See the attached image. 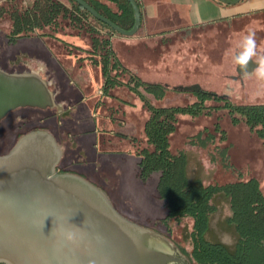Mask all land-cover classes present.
Here are the masks:
<instances>
[{
    "label": "trees",
    "instance_id": "1",
    "mask_svg": "<svg viewBox=\"0 0 264 264\" xmlns=\"http://www.w3.org/2000/svg\"><path fill=\"white\" fill-rule=\"evenodd\" d=\"M84 1L121 28L129 30L133 26L134 14L128 0ZM136 1L139 4V0ZM0 18L11 22L13 34L58 32L68 28L71 34L87 35L91 42L90 53L98 55L100 52L102 56L100 61L94 60L95 57L92 59L101 68L106 95L112 94L115 87H122L140 98L148 118L144 123L143 138L133 140L136 173L142 180L156 178V196L164 203L162 219L168 231L169 220L176 223L186 218L191 220V249H182L190 264H264V188L256 177L244 174L232 163L227 131L216 122L212 127H204L187 136L176 151L170 149V137L177 129L180 115L208 116L219 109H226L231 123L243 124L264 148V101L237 103L228 95L201 88L182 91L143 80L126 67L116 54V48L112 47V38L123 36L95 19L74 0H0ZM170 91L188 92L193 101L185 105L156 103ZM121 95L119 99L126 102L124 93ZM94 121L90 122L91 128L96 126ZM185 145L201 150L216 167L210 183H188ZM226 175L231 179L222 180ZM218 192L225 193L230 199L231 216L228 220L234 223L238 234L234 252L205 239L209 216L215 209L212 198Z\"/></svg>",
    "mask_w": 264,
    "mask_h": 264
},
{
    "label": "water",
    "instance_id": "2",
    "mask_svg": "<svg viewBox=\"0 0 264 264\" xmlns=\"http://www.w3.org/2000/svg\"><path fill=\"white\" fill-rule=\"evenodd\" d=\"M74 1L123 37L135 36L141 26L136 0H128L134 14L129 30L84 0ZM256 66L250 61L248 73ZM175 88L198 91L200 86ZM52 105L43 80L0 71V118L18 107ZM62 157V147L46 130L26 133L0 154V263L187 264L164 236L122 216L102 189L79 175L58 173ZM68 233L73 240H67Z\"/></svg>",
    "mask_w": 264,
    "mask_h": 264
},
{
    "label": "rangeland",
    "instance_id": "3",
    "mask_svg": "<svg viewBox=\"0 0 264 264\" xmlns=\"http://www.w3.org/2000/svg\"><path fill=\"white\" fill-rule=\"evenodd\" d=\"M250 22L252 20L239 25L230 23L227 25L203 26L190 30L185 29L168 35L164 40L160 39L152 42L154 44L140 43L138 46H132L128 49L119 46L117 50L124 63L134 61L139 66H142L144 62L150 59L157 62L162 61L163 65L161 66L162 68L166 67V70L162 69L163 71L159 72V75L162 76L167 73L168 77L166 79L170 81V84H168L170 88L174 86L200 85L204 90L213 91L220 95L226 94L237 103L260 102L264 101V94H262L264 91L261 92L253 88H250L248 91L241 90L237 83L240 78H238V73L236 72V65L233 63L231 55L226 57L227 52L232 54L233 47L241 36L249 31L255 32L258 48L261 52V48L264 46V31L260 29L259 21L248 26ZM66 31L70 32L69 29ZM231 38H233L232 42L230 41ZM42 44L44 47L45 44ZM73 52L77 53L76 50H73ZM58 55L61 62L68 64L64 53L59 52ZM224 57L226 58L224 59ZM218 66L219 68L216 69L215 67ZM179 81L182 83L177 84ZM213 89H217V91ZM130 99L133 102L137 101V105L136 107L124 106V118L128 119V127L130 126V129L127 127V130L129 129V132L137 139H141L144 136V123L148 118V112L143 108L137 95L132 93ZM191 101H193V96L188 92L176 93L170 91L163 100L156 103L160 105H185ZM92 102L93 100L91 99L88 106H81L82 114L76 109V111L72 112L73 116L69 118L67 115H64V117H52L53 113L49 110L41 112L42 124L45 130L53 136L64 140L63 143H59L63 149V161L64 159L75 161L82 156V152L79 151H82L85 147L89 148V142L92 137L88 138L80 135L85 133V130L88 131L91 128L90 122L92 117L87 113V109L92 107ZM207 102L212 103V101ZM23 113L29 112L24 110ZM103 114L104 110L99 112L98 117H103ZM34 118L36 116H33V123H35ZM216 122H219L227 131L228 142L231 145L229 152L234 166L242 169L244 174L248 173L256 177L261 187L264 188V148H262L260 140L255 135H252L243 124L233 125L231 123L226 109L216 110L208 116L191 117L180 115L177 129L170 137V149L176 151L182 147L187 136L197 133L204 127H212ZM28 126L30 130L35 125ZM100 126L105 131V128L110 129L113 127V124H110V122L106 123V120H103V124ZM127 130L124 131L127 132ZM105 137L108 140L109 136L105 135ZM15 140L11 137L0 138V151L9 148ZM113 140L116 139L113 138ZM131 144L125 141L119 143L118 141L117 149L101 157L102 165H95V172L98 176L101 174L102 180H87L107 194L114 207L118 209L122 216L146 227L154 226L152 221L157 220L155 232L168 239L173 246L174 243H180V247L188 248V244L183 242V234H189V226L186 221L180 227H174V223H170L171 226L168 224L170 229L173 230L171 234H167L168 230L164 221L159 219V217L164 215L165 208L162 200L156 196V178L151 177L147 180H142L137 177V157L134 152L135 149ZM3 147L5 149H2ZM186 147L189 148L190 146L187 145ZM102 148L103 150L105 148H112V145L106 144ZM197 151L206 163V170L212 168L213 165H207L209 162L206 155L201 150ZM229 179L231 177L226 175L223 176L222 180ZM214 198V202L217 205L215 217H221L224 220L225 215L229 213L228 197L225 193H219ZM181 226H184L182 231ZM209 226L204 235L206 240L213 243H220L219 241L223 239L229 240L232 235L237 234L235 225L227 219L224 221V225H222L224 229L222 227L221 229L217 224H212L210 228ZM227 245H229L227 247L232 251L233 247L230 244ZM175 250L176 254L181 255L180 250Z\"/></svg>",
    "mask_w": 264,
    "mask_h": 264
},
{
    "label": "flooded vegetation",
    "instance_id": "4",
    "mask_svg": "<svg viewBox=\"0 0 264 264\" xmlns=\"http://www.w3.org/2000/svg\"><path fill=\"white\" fill-rule=\"evenodd\" d=\"M67 29L68 28H66L63 31L59 30L58 32L37 31L36 33L30 35L13 34L11 22L6 18H0V71L9 75L31 74L38 77L39 79L43 80L46 83L47 89L52 96V102H53L52 106H48L46 108H38L32 106L18 107L9 111L5 116L1 117L0 138L11 137L16 140L9 148H7L4 151H0V154L7 153L14 146L17 140L26 133H29L33 130H45L44 125L42 124L43 120H42L41 112L49 110L53 113L52 117L54 116L64 117V115L65 116L67 115V117L69 118L72 116V112L76 111V109L80 111L79 113L82 114L83 111H81V106L83 105L88 106L90 100L92 99L93 100L92 106H95V108L93 109L89 107L90 109H87V113L89 114V116L92 117V118L90 117L91 121L95 120L94 122L96 123V126L94 128L88 129V131L85 130V133L81 134L80 136L93 138L90 139L89 148L87 147L86 151L87 149L93 151L94 158L96 159L91 160L92 158H90L86 153L79 151L82 152L81 154L83 157L80 156V158H78L75 161L74 160L67 161L65 159L63 161L62 158L57 166V172L79 175L90 181L96 179L102 180L101 174L98 176V174L95 172L96 170L95 165L97 166L102 165L97 161V159L101 158L103 155H106L107 153H110L112 150L117 149L116 146L118 145V141L119 143H121L122 141L129 142V144L132 143L131 145H133L134 147L133 140L136 137L133 136L131 132H129L130 127H128V122H127L128 119L124 121L126 124V128H124L123 131H121L122 120L125 116V111L123 109L124 106L128 107L131 105L130 96L132 92L122 87H115L113 89V93L107 96L103 90V87H105V80L101 74L100 71L101 68L99 65H95L94 62V60L100 61L102 59L100 52L98 53V55H92L90 53L91 52L90 38L85 34L82 35L71 34V32L66 31ZM116 38H118V36H114L112 38L113 48H115L114 42ZM42 43L45 44L44 47ZM73 50H76L77 53H74ZM59 52L64 53V56H66V59L68 60V64H65L64 62L60 61L58 55ZM92 57H95V59L93 60ZM237 69L238 68L236 67L238 78L241 79L246 76L240 74V72H238ZM123 93H124V97L126 98L125 99L126 102L122 101V99H119V95L122 96L121 94ZM108 109L111 110L112 112L108 111ZM24 110L29 113H23ZM103 110H104V114L102 115L103 117L101 118H103V120L107 119V121L110 122V124H113V127H111L110 129L105 128V131L102 130L100 126L101 124H103V120H101V118L98 117L99 112ZM33 116H36V118H34L35 123L32 122ZM37 117L39 118L38 120ZM32 124H34L35 126L29 130L28 125H32ZM127 127L129 128L128 130ZM124 130H127V132ZM105 135L109 136L108 140L106 139ZM54 137L58 143L64 142L63 139L61 138L59 139L57 136ZM113 138H115L117 142L116 140H113ZM106 144L112 145V148H107V149L105 148L103 150L102 147L105 146ZM186 146L187 145H185V154L187 152ZM2 149H5V147H3ZM186 164H187V154H186ZM209 164L213 165L210 162ZM212 167H213V173L212 171H210V169L205 170L203 175L200 176L198 180H196L195 182H189L187 180L188 183L189 184H195L197 182H201L203 184L210 183L213 180L214 175L216 173V167L214 165ZM219 193H223V192H218L217 194H215L216 197ZM214 196L212 198V203L215 206V209L210 214L209 220L210 217L217 210V205L215 204L216 202L213 201ZM227 197L229 201V213H230L229 216L227 217L228 220L231 216V209H230L229 196ZM159 219H162V217H159ZM209 220H208V225H209ZM184 221L187 222L190 233L191 220L189 218L183 219L180 223H176L169 220L168 224L171 226L170 223H174L175 225L174 227H180V225ZM152 222L154 226L151 225L152 228L151 227H147V228L151 230L153 229L154 231V229L156 228L155 225L157 223V220L156 221L153 220ZM183 227L184 226H181V231ZM172 230L170 229V231H168L167 234H171ZM237 240H238V236H237ZM183 242L188 244V248L180 247V243L177 244L174 243V247L175 249L180 250L181 252V255L177 254V256L183 259L187 264H190L187 260L186 255L182 252V249H185L187 251L191 249L189 234L188 235L183 234ZM220 244H222L230 252H234L235 250L233 249L231 251L223 243Z\"/></svg>",
    "mask_w": 264,
    "mask_h": 264
},
{
    "label": "crops",
    "instance_id": "5",
    "mask_svg": "<svg viewBox=\"0 0 264 264\" xmlns=\"http://www.w3.org/2000/svg\"><path fill=\"white\" fill-rule=\"evenodd\" d=\"M139 4L141 12V26L138 30L139 34L126 38L120 37L114 42L120 59V53L117 50V47L119 46L128 49L132 46H138L140 43L154 44L152 42H156L160 39L164 40V38L168 35L185 29L190 30L203 26L218 24L227 25L230 23L239 25L244 24L248 20H252V22L248 23V26H251L253 23L255 24L259 21L260 29L264 31V0H241L235 5L223 4L218 0H139ZM230 41L232 42L233 38H231ZM235 46L233 47L234 49ZM261 52H264V46H262ZM226 54V57L231 55L230 52H227ZM226 57H224V59ZM124 64L145 81L167 85L170 84V81L166 79L168 77L167 73L162 76L159 75V72L166 70V67L162 68L161 66L163 65L162 61L157 62L150 59L144 62L142 66H139L134 61ZM215 68L217 69L219 66ZM181 83L182 82L179 81L177 84ZM237 83L239 84V88L241 90L248 91L250 88H253L261 92L264 91V83L258 81L254 75H246L245 77L239 79V82ZM213 90L217 91V89ZM130 102V107H136L137 101L133 102L131 100ZM125 120L126 118H123L122 120V130L126 128V124L124 122ZM106 123H108L107 119ZM86 148L87 147L83 148L82 152L92 158L91 160H95L96 158H94L93 151L88 149L86 151ZM186 149L187 180L189 182H195L207 169L206 163L202 160L200 153H198L195 147L190 146L189 148L186 147ZM97 161L102 164L101 158H98ZM207 165L211 166L210 164ZM210 171L213 173V167L210 168ZM229 214L230 213L225 215L224 220H222L221 217H215L214 213L210 217L209 228L212 224H217L220 228H223L222 225H224V221L227 219ZM237 236V234H234L229 240L223 239L219 242L223 243L226 247L229 246L227 244H230V246L235 248Z\"/></svg>",
    "mask_w": 264,
    "mask_h": 264
},
{
    "label": "clouds",
    "instance_id": "6",
    "mask_svg": "<svg viewBox=\"0 0 264 264\" xmlns=\"http://www.w3.org/2000/svg\"><path fill=\"white\" fill-rule=\"evenodd\" d=\"M231 58L243 75H254L258 81L264 83V53L259 51L255 32L249 31L241 36L232 51ZM250 61L257 65L251 74L247 71ZM66 238L71 241L74 236L68 233Z\"/></svg>",
    "mask_w": 264,
    "mask_h": 264
}]
</instances>
